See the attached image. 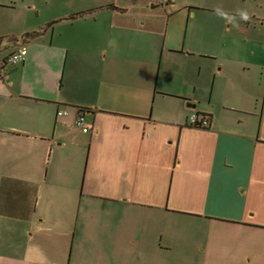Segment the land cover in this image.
I'll list each match as a JSON object with an SVG mask.
<instances>
[{
	"label": "crops",
	"instance_id": "crops-1",
	"mask_svg": "<svg viewBox=\"0 0 264 264\" xmlns=\"http://www.w3.org/2000/svg\"><path fill=\"white\" fill-rule=\"evenodd\" d=\"M153 3L0 0V264H264V43Z\"/></svg>",
	"mask_w": 264,
	"mask_h": 264
},
{
	"label": "rangeland",
	"instance_id": "rangeland-1",
	"mask_svg": "<svg viewBox=\"0 0 264 264\" xmlns=\"http://www.w3.org/2000/svg\"><path fill=\"white\" fill-rule=\"evenodd\" d=\"M153 1H160L165 5L178 1L181 5L188 4L192 11L197 12L198 9L199 20L208 22L215 39L230 44L232 42L233 47H238L232 52L246 56L248 63L252 64L250 48L255 50L252 43H264V0H150L151 8L155 6ZM242 14H246L248 18L244 19ZM259 48L257 53L264 55V44L262 49ZM8 66L14 69L19 65Z\"/></svg>",
	"mask_w": 264,
	"mask_h": 264
},
{
	"label": "built area",
	"instance_id": "built-area-1",
	"mask_svg": "<svg viewBox=\"0 0 264 264\" xmlns=\"http://www.w3.org/2000/svg\"><path fill=\"white\" fill-rule=\"evenodd\" d=\"M27 57V50L26 48H22L21 50L13 53L12 55L8 56L4 63L5 65L16 66L20 63L25 62ZM68 112L66 110H60L58 112L59 116L66 115ZM189 122L193 127L197 128H208L210 126L209 118L205 116H200L198 114H193L189 118ZM77 126L80 127L84 132H89V127L86 124L85 116L80 115L77 120Z\"/></svg>",
	"mask_w": 264,
	"mask_h": 264
},
{
	"label": "clouds",
	"instance_id": "clouds-1",
	"mask_svg": "<svg viewBox=\"0 0 264 264\" xmlns=\"http://www.w3.org/2000/svg\"><path fill=\"white\" fill-rule=\"evenodd\" d=\"M242 15H243V18L244 19H247L248 18L246 14H242Z\"/></svg>",
	"mask_w": 264,
	"mask_h": 264
}]
</instances>
